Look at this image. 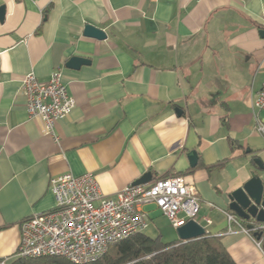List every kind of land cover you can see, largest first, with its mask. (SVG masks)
I'll list each match as a JSON object with an SVG mask.
<instances>
[{"label": "crops", "instance_id": "1", "mask_svg": "<svg viewBox=\"0 0 264 264\" xmlns=\"http://www.w3.org/2000/svg\"><path fill=\"white\" fill-rule=\"evenodd\" d=\"M1 7L0 260H15L24 219L53 209L51 178L91 174L113 197L150 173L151 181L183 176L197 190L196 222L206 235L218 237L235 264H264L263 246L227 234L224 215L251 173L264 184V139L251 108L264 82V0H0ZM86 25L106 39L85 37ZM72 57L89 64L67 69ZM57 69L75 107L55 125L54 140L28 117L21 83L28 73L46 83ZM143 210V234L178 240L154 205Z\"/></svg>", "mask_w": 264, "mask_h": 264}, {"label": "built area", "instance_id": "2", "mask_svg": "<svg viewBox=\"0 0 264 264\" xmlns=\"http://www.w3.org/2000/svg\"><path fill=\"white\" fill-rule=\"evenodd\" d=\"M21 91L27 115L42 122V132L57 140L55 125L75 107L73 98L62 83V71L55 70L46 83L39 82L28 73ZM255 131L264 139V82L252 102ZM50 191L55 205L47 212L34 214L19 224V246L15 260L42 257H61L72 264H90L100 260L108 249L149 226L144 206L154 205L173 228L188 220L196 221L200 200L194 185L181 175L158 178L146 185H128L113 197L104 196L93 175H58L50 180ZM227 234L235 230L250 237L262 251L264 224H253L248 229L232 212H224ZM210 224L208 219H205ZM14 260V261H15ZM14 261L0 260V264Z\"/></svg>", "mask_w": 264, "mask_h": 264}, {"label": "trees", "instance_id": "3", "mask_svg": "<svg viewBox=\"0 0 264 264\" xmlns=\"http://www.w3.org/2000/svg\"><path fill=\"white\" fill-rule=\"evenodd\" d=\"M223 162L209 167L220 168ZM256 238V235L254 236ZM264 248V247H263ZM13 264H72L61 257L19 258ZM90 264H235L218 237L163 243L160 236L135 234L113 246L97 262Z\"/></svg>", "mask_w": 264, "mask_h": 264}, {"label": "water", "instance_id": "4", "mask_svg": "<svg viewBox=\"0 0 264 264\" xmlns=\"http://www.w3.org/2000/svg\"><path fill=\"white\" fill-rule=\"evenodd\" d=\"M5 8H0V20L3 19ZM84 36L93 38L96 40L106 39V35L100 29H97L91 25H86L84 28ZM260 35L264 38V30L260 31ZM89 60L72 57L70 58L65 67L67 69L77 70L83 65H88ZM179 114L180 112L176 110ZM189 164L191 167H195L197 164V153L190 151L187 154ZM255 165L259 170H263L261 161L257 158L254 160ZM152 180L150 173L144 174L141 178L136 180L132 185H146ZM229 210L235 214L239 219L245 222L248 229L253 227V224H264V184L255 173H251V178L239 189L233 191L230 196ZM176 234L178 240L187 242L191 240L199 239L206 235L205 229L196 221L188 220L184 225L176 228ZM256 239H262V246L264 247V236L263 233H257Z\"/></svg>", "mask_w": 264, "mask_h": 264}, {"label": "rangeland", "instance_id": "5", "mask_svg": "<svg viewBox=\"0 0 264 264\" xmlns=\"http://www.w3.org/2000/svg\"><path fill=\"white\" fill-rule=\"evenodd\" d=\"M165 222V221H164ZM167 223V222H166ZM168 225V224H167ZM170 225V224H169ZM169 228H171V225L169 226ZM172 229V228H171ZM174 232H175V235H177L176 234V231H175V229L173 230ZM168 235H167V233H165V235L163 234V236L161 237V241L164 243V242H167V241H169L170 239H167L168 237H167Z\"/></svg>", "mask_w": 264, "mask_h": 264}]
</instances>
